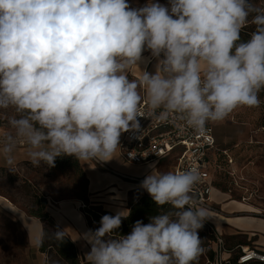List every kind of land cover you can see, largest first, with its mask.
Instances as JSON below:
<instances>
[{
    "label": "clouds",
    "instance_id": "1",
    "mask_svg": "<svg viewBox=\"0 0 264 264\" xmlns=\"http://www.w3.org/2000/svg\"><path fill=\"white\" fill-rule=\"evenodd\" d=\"M248 24L251 39L237 43ZM145 50L158 61L155 73L130 79ZM262 90L264 8L250 0H149L138 9L126 0H0V110H13L0 164L9 171L21 143L33 167H54L62 155L113 159L121 133L141 131V103L160 121L202 133L240 106L259 107ZM150 167L141 187L172 210L115 239L128 212L103 215L83 236L87 264H196L198 230L209 220L192 195L199 171ZM51 235L65 238L59 229Z\"/></svg>",
    "mask_w": 264,
    "mask_h": 264
},
{
    "label": "rangeland",
    "instance_id": "2",
    "mask_svg": "<svg viewBox=\"0 0 264 264\" xmlns=\"http://www.w3.org/2000/svg\"><path fill=\"white\" fill-rule=\"evenodd\" d=\"M159 1L169 4V0ZM126 2L132 7L144 2V0H126ZM250 2L264 8V0H250ZM262 94H264L263 90L260 93L262 103L259 107L240 106L224 121L213 122L216 147L228 149L240 179L237 180L240 187L236 188L234 186L232 195H230L226 191L230 183L228 185V181L222 180L224 182H221V186L224 187L221 189L220 186L218 187L215 184L218 178L214 175L212 164L209 165L208 170L214 180L211 198L213 191H219L223 193L226 200L238 202L240 201L238 195L245 192L250 196L247 203L256 208L253 210L254 213H258L256 214L258 217L264 218V97ZM12 114V109L0 110L1 123L8 125V117ZM216 156L217 151L214 149L208 155L210 162L214 161ZM33 194L46 198L45 211H47L50 204L55 205L51 200L57 201L65 198L80 200L79 209L83 214V207L85 204H89L87 180L77 166L58 169L42 164L40 167L24 165L18 169H11V171L9 169L0 170V195L13 206L27 214L26 210L32 204L31 195ZM0 201L2 202V200ZM1 202L0 264H45L46 254L41 253L38 246L30 243L24 224L17 218L13 210H6ZM213 202L220 207L216 201ZM94 207L103 211L101 207ZM94 227L97 229L100 226L94 225ZM198 234L202 240L204 251L203 256L198 257L196 264H208L204 254L205 244L209 243L211 245L208 230L203 226L198 230ZM248 236L243 235L238 240L243 244L252 246L253 244L248 240ZM227 243H233V238L229 239ZM81 259L85 260V257Z\"/></svg>",
    "mask_w": 264,
    "mask_h": 264
},
{
    "label": "crops",
    "instance_id": "3",
    "mask_svg": "<svg viewBox=\"0 0 264 264\" xmlns=\"http://www.w3.org/2000/svg\"><path fill=\"white\" fill-rule=\"evenodd\" d=\"M133 1V0H132ZM153 3H160L159 0H152ZM149 3V0L139 3L137 6L130 8L138 9ZM157 59L151 57V53L145 50L142 53V60L139 63V68L133 69L130 73V79H137L142 71H147L154 74L156 71ZM143 96V90H140ZM8 130V125L0 123V134ZM124 132L121 133L120 140ZM216 139V138H215ZM227 149V148H224ZM24 147L18 146L17 163L12 169H18L24 165L31 164L26 161L24 156ZM78 166L81 169L85 179L87 180V193L89 204L92 206L101 207L104 212L116 215L118 211L129 212L130 202L136 199L139 195H146L151 197L146 190L141 187V182L133 180L132 178L144 179L151 173L150 165H155L160 171H170L167 160L147 163V164H130L124 161L120 155L119 149L115 153V157L106 162H90L81 163L77 160ZM164 166V168H162ZM8 168L0 164V170H7ZM226 178V179H225ZM228 179V180H227ZM222 180L228 181L231 178L218 175V180L215 184L221 186ZM228 188V187H227ZM226 188V191H227ZM212 200L216 201L217 212L209 211V220L215 231L221 234L225 240L227 251L222 257L235 258L237 247L243 244L238 240L243 235H249L248 240L251 241L253 247L264 251V218L258 217L253 210L256 208L247 202L242 201H228L225 199L222 192L213 191ZM1 204L6 210H13L17 218L24 224L30 243L36 246L35 241L41 238L43 223L40 219L27 215L19 208L13 206L6 198L0 195ZM55 205L50 204L47 212L53 219L55 224L64 234L67 235L75 244L79 256L85 257L91 250V245L83 238L85 233H88L91 228L88 224L85 214L79 209L80 200L73 198H65L57 201L51 200ZM5 204H4V203ZM50 202V201H49ZM235 202V203H234ZM246 205V206H245ZM14 208V209H12ZM92 231V230H91ZM233 238V243H227L229 239ZM253 238V239H252ZM228 246V247H227ZM82 260V259H81Z\"/></svg>",
    "mask_w": 264,
    "mask_h": 264
},
{
    "label": "built area",
    "instance_id": "4",
    "mask_svg": "<svg viewBox=\"0 0 264 264\" xmlns=\"http://www.w3.org/2000/svg\"><path fill=\"white\" fill-rule=\"evenodd\" d=\"M140 111L144 117L137 119L141 125L140 132H124L119 144V152L124 161L130 164H147L167 160L170 171H182L195 167L199 171V182L194 186L192 195L197 206L206 207L211 212H217L218 208L211 198L214 180L208 167L212 164L214 175H223L231 178L227 193L232 195L234 186L239 188V179L233 158L228 149L216 147L213 122L208 123L206 130L197 133L186 127L183 122L160 121L152 115L151 110L145 103H141ZM18 146L24 147L21 143ZM216 149L217 156L210 162L209 153ZM214 177V178H215ZM142 182V178H132ZM216 182V181H215ZM240 201L250 200L245 192L238 195ZM206 228L213 235L211 241L215 260L211 264H232L233 258H224L222 255L227 251L223 236L215 231L212 224L204 222ZM234 264H249L264 262V251L249 245H239L235 255Z\"/></svg>",
    "mask_w": 264,
    "mask_h": 264
},
{
    "label": "trees",
    "instance_id": "5",
    "mask_svg": "<svg viewBox=\"0 0 264 264\" xmlns=\"http://www.w3.org/2000/svg\"><path fill=\"white\" fill-rule=\"evenodd\" d=\"M255 30L256 26L253 24H248L247 26L242 28L240 31V40L237 43L249 41L251 39V34ZM262 96L264 97V94H262ZM71 166L79 167L77 159L74 156L62 155L56 158L55 166L50 168L62 169L64 167ZM31 198L33 199L32 204L27 208L26 211L29 216L38 218L43 223L41 235V238L43 239V245L38 246V250L41 253L46 254L45 264H87V261L81 260L75 244L67 235L64 234L65 238L61 242L55 240L52 237L51 233L57 231L59 227L55 224L48 212L44 210L46 206V198L37 194L31 195ZM82 210L92 231L96 230L94 225L100 226V220L103 215H110L107 212L101 211L100 208H96L90 204H85ZM170 210H172L170 205L158 207L151 197L146 195H139L136 199L130 202L127 217L122 218L121 227L114 230L111 238L115 239L119 238L120 236L128 235L131 232L135 222L138 220L147 224L149 223V217L158 215L161 213V211L168 212ZM203 226L205 229H207L205 223ZM208 234L209 242L211 243L213 235L209 233V231ZM205 245L206 247L204 254L206 256L207 263L211 264L215 260L214 251L212 249V245H210L209 243ZM201 256H203V253L200 255V257ZM234 261L235 259L233 258L231 260V263L234 264ZM262 263L264 262H253L249 264Z\"/></svg>",
    "mask_w": 264,
    "mask_h": 264
},
{
    "label": "bare ground",
    "instance_id": "6",
    "mask_svg": "<svg viewBox=\"0 0 264 264\" xmlns=\"http://www.w3.org/2000/svg\"><path fill=\"white\" fill-rule=\"evenodd\" d=\"M246 206V205H245Z\"/></svg>",
    "mask_w": 264,
    "mask_h": 264
}]
</instances>
